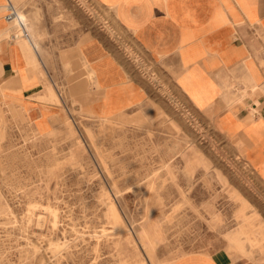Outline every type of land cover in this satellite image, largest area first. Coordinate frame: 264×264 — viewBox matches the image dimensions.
<instances>
[{
  "label": "rangeland",
  "instance_id": "obj_1",
  "mask_svg": "<svg viewBox=\"0 0 264 264\" xmlns=\"http://www.w3.org/2000/svg\"><path fill=\"white\" fill-rule=\"evenodd\" d=\"M12 2L31 33L44 30L38 46L98 27L132 43L92 0ZM143 62L157 93L122 121L71 111L42 135L0 109V264H170L219 251L264 264V239L241 251L227 237L241 227V209L264 227V181L242 143Z\"/></svg>",
  "mask_w": 264,
  "mask_h": 264
},
{
  "label": "crops",
  "instance_id": "obj_2",
  "mask_svg": "<svg viewBox=\"0 0 264 264\" xmlns=\"http://www.w3.org/2000/svg\"><path fill=\"white\" fill-rule=\"evenodd\" d=\"M92 1L111 11L132 43L98 27L73 42L38 46L35 37L44 30L31 33L27 15L18 10L29 32L24 36L15 24L13 32L5 18L9 0H0V109L42 135L53 133L71 111L122 121L121 114L157 93L146 58L173 93L242 143L264 181V0ZM240 213L241 227L227 237L232 249L245 251L246 242L264 239V227L244 209ZM170 264L252 263L219 251L186 254Z\"/></svg>",
  "mask_w": 264,
  "mask_h": 264
},
{
  "label": "built area",
  "instance_id": "obj_3",
  "mask_svg": "<svg viewBox=\"0 0 264 264\" xmlns=\"http://www.w3.org/2000/svg\"><path fill=\"white\" fill-rule=\"evenodd\" d=\"M16 7L13 4L12 0H9L8 3V13L5 18L9 23L20 24L21 26H25L23 20L16 14ZM16 24V25H17ZM26 27V26H25ZM26 34H28V30L26 29Z\"/></svg>",
  "mask_w": 264,
  "mask_h": 264
},
{
  "label": "bare ground",
  "instance_id": "obj_4",
  "mask_svg": "<svg viewBox=\"0 0 264 264\" xmlns=\"http://www.w3.org/2000/svg\"><path fill=\"white\" fill-rule=\"evenodd\" d=\"M16 14L23 20V22H24V24H25V26H26V22H25V19L21 16V14L20 13H18V12H16ZM17 24V23H16ZM15 24V25H16ZM19 29H21V31L23 32V35L24 36H28V34H26V27L25 26H21L20 24H17L16 25Z\"/></svg>",
  "mask_w": 264,
  "mask_h": 264
}]
</instances>
